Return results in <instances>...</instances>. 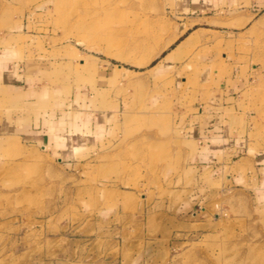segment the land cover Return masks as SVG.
<instances>
[{
    "label": "rangeland",
    "instance_id": "1",
    "mask_svg": "<svg viewBox=\"0 0 264 264\" xmlns=\"http://www.w3.org/2000/svg\"><path fill=\"white\" fill-rule=\"evenodd\" d=\"M253 14H212L180 51L194 22L174 0H0V61L38 88L32 117L63 133L75 118L83 139L74 153L32 145L0 111V264H264V9ZM200 53L234 76L213 122L224 148L188 136L182 78Z\"/></svg>",
    "mask_w": 264,
    "mask_h": 264
},
{
    "label": "crops",
    "instance_id": "2",
    "mask_svg": "<svg viewBox=\"0 0 264 264\" xmlns=\"http://www.w3.org/2000/svg\"><path fill=\"white\" fill-rule=\"evenodd\" d=\"M174 2L178 15L185 20L194 22L193 25L187 27L185 31L187 36L174 49L177 50L181 47L180 51L191 49V46L198 44V35H204L206 31L212 30L209 28L214 26L209 22L213 18L211 16L212 14L216 15L217 13L218 15L220 12L240 13V19L243 20L254 16V10L264 9V0H258L257 3H253L252 0H174ZM198 21L203 23H198ZM222 28L226 29L223 32L237 29L235 27L229 28L225 26ZM193 37H196V39L190 41V38ZM197 52L198 47L194 50V53ZM189 58H187V61ZM218 62L215 58L204 57L203 53H200L199 57L197 54L194 62H185L184 65L187 67L186 76L190 80H187V77L182 79L186 84V92L193 94L195 100L193 112L189 118L188 136L191 138L190 140L192 142H198L199 135L203 136L205 133H209V136L222 140L220 143H216V145L224 148L226 144L224 139L226 133L224 130H222V133L214 132L216 131V125L213 122H218L220 119L225 120V111L229 107L230 99L233 98L228 93H232L231 90L236 85L233 75L232 77H223L222 72H224L223 68L225 67L223 65L220 66ZM218 68L222 69L220 70ZM229 82L233 87L228 86ZM37 97L38 88L34 84L32 85V82L28 81L26 73H23L22 70L14 69L11 62H6L5 56H2L0 61V98L2 99L0 105L2 108H0V111H3L6 116L8 115L12 121L14 120V123L12 121H9L10 123L5 121L4 128L9 131H17L14 129L19 125V134L30 141L32 145L34 143L41 145V147L57 145L56 151L61 154L63 152H76L78 150V143L82 142L83 139L76 137L78 126L76 125L75 118L70 122V133H63V128L60 124L55 125L51 122V125L49 124L50 127L41 124V122L43 123L47 120L44 116L40 119L41 121H37L32 117V114L37 108ZM107 115L102 116L107 118ZM83 125L86 128H91V122H88L87 119L83 121ZM64 143L67 145L65 149L63 147ZM234 150L236 148L228 149L229 152ZM245 159L246 157H240L238 160L233 161L231 165L233 170L240 171L245 175L246 173L243 167L245 164L242 163ZM252 164L250 163L251 170ZM241 165L242 167H240Z\"/></svg>",
    "mask_w": 264,
    "mask_h": 264
},
{
    "label": "bare ground",
    "instance_id": "3",
    "mask_svg": "<svg viewBox=\"0 0 264 264\" xmlns=\"http://www.w3.org/2000/svg\"><path fill=\"white\" fill-rule=\"evenodd\" d=\"M180 50V49H179Z\"/></svg>",
    "mask_w": 264,
    "mask_h": 264
}]
</instances>
